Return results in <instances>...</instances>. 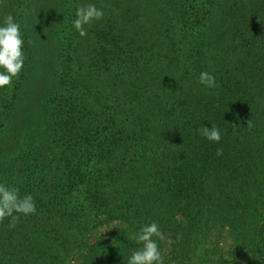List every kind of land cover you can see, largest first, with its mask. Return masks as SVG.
I'll return each mask as SVG.
<instances>
[{"label":"trees","instance_id":"trees-1","mask_svg":"<svg viewBox=\"0 0 264 264\" xmlns=\"http://www.w3.org/2000/svg\"><path fill=\"white\" fill-rule=\"evenodd\" d=\"M20 3L0 0L24 40L0 88V184L36 212L0 223V264H128L152 222L163 264H264V0H91L104 15L83 37L82 0ZM213 125L219 143L196 131Z\"/></svg>","mask_w":264,"mask_h":264},{"label":"clouds","instance_id":"clouds-1","mask_svg":"<svg viewBox=\"0 0 264 264\" xmlns=\"http://www.w3.org/2000/svg\"><path fill=\"white\" fill-rule=\"evenodd\" d=\"M75 15L73 27L83 37L86 35L85 25L102 19L104 13L102 9H98L90 3L87 6H78ZM23 44L19 23L14 20L13 16H6L3 26H0V88L10 87L13 78L18 77L22 71L24 65ZM199 83L208 88L218 86L216 78L208 72L200 73ZM247 125L252 126L250 120L247 121ZM237 127L238 125H232L234 130ZM196 131L208 141L219 143L221 140V132L214 125L211 129L201 126ZM216 154L217 156L222 155V149H217ZM35 212L36 205L31 195L21 197L18 188L0 184V223L11 217L8 226L14 228L19 221L18 214L27 216L35 214ZM131 238L142 246L132 252L128 264H163L164 257L157 240H164L165 236L157 223L152 222L142 226L140 231ZM257 259L262 258L258 256Z\"/></svg>","mask_w":264,"mask_h":264},{"label":"rangeland","instance_id":"rangeland-1","mask_svg":"<svg viewBox=\"0 0 264 264\" xmlns=\"http://www.w3.org/2000/svg\"><path fill=\"white\" fill-rule=\"evenodd\" d=\"M20 1L22 2V3H20L21 7H22L23 3L24 4H29V2H30V0H20ZM90 1L91 0H82V2H83L82 6H87ZM16 6H17V12L16 13L19 14L21 8L18 5H16ZM17 16H16V22H17ZM161 60H162V58H160L159 61H161ZM222 226H223L222 227L223 229H221L222 237H219L216 241H214V245L218 244V249L219 250L222 249V250H220L221 252H225V253L229 254L227 251L224 250V243L226 245L230 244L231 241H232L231 239H233V238H232V235L230 234L231 232L227 228V226H225V225H222ZM117 227H118L117 224H113L111 227L103 226V227L98 228V230L96 232H94V233H92L90 235L91 241L94 242V241H96L98 239H102V240L109 239V240H111L112 239L111 238L112 233L114 232V230ZM159 247H160V250H161V252L163 254L164 259H169L170 258V253H171L169 236L165 235V239L159 241ZM209 247L211 248L212 245H210ZM229 256H231V255H229ZM198 257H199V253L196 252L195 256L193 258L198 260ZM231 257H233V256H231ZM220 258H221V255H219V254H213V258L210 257L211 260L213 259V260H216L218 262L220 261ZM229 259H231V258H228V260ZM66 261H67L66 262L67 264H79L80 263L78 261L77 256H76L75 253H70V255L68 256ZM199 264H205V263L199 261ZM209 264H213V263L211 262Z\"/></svg>","mask_w":264,"mask_h":264}]
</instances>
